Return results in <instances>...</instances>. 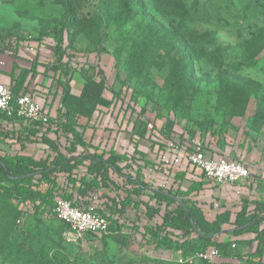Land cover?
<instances>
[{
    "label": "trees",
    "instance_id": "1",
    "mask_svg": "<svg viewBox=\"0 0 264 264\" xmlns=\"http://www.w3.org/2000/svg\"><path fill=\"white\" fill-rule=\"evenodd\" d=\"M133 1L121 0L126 14L135 8ZM74 19L69 13L37 38L0 34V53L29 63H14L17 74L12 73L6 84L13 98L29 95L48 115L46 122H38L18 117L16 111L11 115L0 111V199L16 210L25 209L33 220L54 216L58 199L97 213L108 221V230L92 235L103 244L136 246L141 261L149 260L141 251L151 247L183 257L217 250L216 259L199 260L204 264H264V196L240 199L231 208L218 199L210 201L205 191L219 184L181 154L192 151L195 139L204 149L213 145L224 150L229 120L242 117L249 101L245 84H256L232 70L219 72L222 94L230 96L229 119L220 123L189 119L175 105L167 107L126 85L115 54L101 42L93 50L79 51L71 41ZM32 48L36 52H30ZM243 48L251 67L264 49V31L246 40ZM23 49L31 55L20 56ZM81 53L95 54V61L79 63ZM102 54L113 58L112 76L120 83L119 90L110 85L99 64ZM176 68L182 84L192 74L186 56ZM75 73L83 80L78 95L71 85ZM259 117L263 120L264 114ZM29 146L39 153H26ZM246 148L252 146L248 143ZM1 243L0 239L3 262H17L23 254L19 247ZM11 251L19 255L16 260L9 258ZM38 256L46 260L40 251L29 256L34 260L29 258L28 263L41 264L35 261Z\"/></svg>",
    "mask_w": 264,
    "mask_h": 264
},
{
    "label": "rangeland",
    "instance_id": "2",
    "mask_svg": "<svg viewBox=\"0 0 264 264\" xmlns=\"http://www.w3.org/2000/svg\"><path fill=\"white\" fill-rule=\"evenodd\" d=\"M133 4L135 8L126 14L121 0H0V34L37 38L48 32L51 23L72 13L71 41L79 51L93 50L101 42L105 50L115 54L120 78L126 85L167 107L175 105L189 119H213L217 123L229 119L230 96L228 99L222 94L225 90L219 72L232 70L251 79L256 86L245 84L249 101L242 117L229 120L226 139L237 159L248 153L249 143L252 153L244 157L254 160L255 165L248 170L264 171V119L259 117L264 114V49L249 67L243 48L246 40L264 31V0H135ZM212 36L216 38L211 40ZM20 53L31 55L27 49ZM183 56L192 74L181 84L176 62ZM77 57L81 64L95 61V54L81 53ZM99 64L108 74L110 85L119 90L121 85L112 76L113 58L102 54ZM82 84L75 73L71 82L74 94L80 93ZM103 122L102 118L98 124ZM26 150L34 155L40 151L31 146ZM256 177L250 174L248 179L254 182ZM237 188L234 186L231 194L235 198ZM228 205L236 207L230 202ZM0 239L2 245L14 243L23 252L19 259L15 252H9L10 259H17L14 264H33L29 256L40 251L46 260L38 256L35 261L41 264H181L179 253L145 247L141 254L149 260L141 261L135 254L136 246L126 249L112 241L103 244L91 234L74 238L55 216L33 220L25 209L16 210L2 199ZM29 258L32 261L28 263ZM0 264L11 263L3 262L0 255ZM192 264L204 263L195 260Z\"/></svg>",
    "mask_w": 264,
    "mask_h": 264
},
{
    "label": "built area",
    "instance_id": "3",
    "mask_svg": "<svg viewBox=\"0 0 264 264\" xmlns=\"http://www.w3.org/2000/svg\"><path fill=\"white\" fill-rule=\"evenodd\" d=\"M0 111L11 115L14 111L18 117L32 121L46 122L48 115L42 106L29 95L13 98L9 87L0 81ZM172 146V145H171ZM176 148V146H172ZM192 151H181L187 161L200 170L208 180L218 184L235 183L249 178V170L238 160L220 154L216 158L207 156L200 140L192 141ZM179 157L174 162L178 163ZM52 213L55 218L67 226L68 235L80 238L85 234L106 233L108 221L101 215L83 211L74 207L69 201L56 200ZM218 251L211 249L206 253L183 257L178 255L181 264H192L195 260L212 261L218 257Z\"/></svg>",
    "mask_w": 264,
    "mask_h": 264
},
{
    "label": "crops",
    "instance_id": "4",
    "mask_svg": "<svg viewBox=\"0 0 264 264\" xmlns=\"http://www.w3.org/2000/svg\"><path fill=\"white\" fill-rule=\"evenodd\" d=\"M23 58H27L26 55L21 54ZM19 64L20 66H28L29 63L25 61L24 59H18L15 60L12 56L6 54V53H0V81L4 84H9L11 82L13 73L14 77L17 74V70H14V63ZM264 126V125H263ZM27 149V148H26ZM207 156H210L211 158H216L218 155L223 154L228 156L229 158L241 161L245 167H251L254 166V160H248L245 157H248L249 154L252 153V149L248 150L246 148L245 152H248L246 155L241 156L240 159L234 158L233 154L229 151L230 147L226 146L224 150H219L215 146L211 145L210 149H204ZM27 153V150H25ZM244 157V160H243ZM250 174H257L258 177H256L254 182H251V178L248 180H243L235 183H226V184H219V186H215V188H210L211 186H208L210 189L205 191L206 195L205 197H208L210 201H216L218 199L219 204H225L226 206H229V202L232 205L238 203L240 199L243 198H251V197H258V196H264V171H249ZM251 182V184L249 183ZM262 185V189L260 188ZM237 186L238 196L236 198L234 196H231L233 193V187ZM236 188V187H235ZM214 190V191H213ZM208 200V201H209Z\"/></svg>",
    "mask_w": 264,
    "mask_h": 264
}]
</instances>
